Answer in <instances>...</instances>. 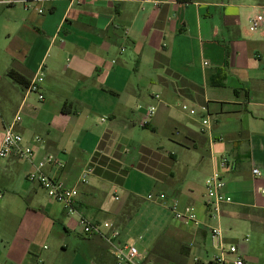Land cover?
I'll use <instances>...</instances> for the list:
<instances>
[{"label":"crops","instance_id":"0c3cea01","mask_svg":"<svg viewBox=\"0 0 264 264\" xmlns=\"http://www.w3.org/2000/svg\"><path fill=\"white\" fill-rule=\"evenodd\" d=\"M16 1L0 4V145L20 116L15 130L36 162L52 157L45 173L78 189L79 214L111 223L143 264L211 263L221 255L213 228L224 247L238 250L225 248V264H261L264 0ZM11 70L29 84L43 74L44 101L9 79ZM159 134L163 141L153 142ZM31 170L16 157L0 159V264H118L100 237H84L76 216L27 181ZM132 170L153 187L143 198L128 186ZM214 172L232 200L215 219L205 206ZM154 193L182 211L193 207L201 225L177 221L167 206L147 200ZM160 217L174 232L172 257L149 255L140 243L160 228Z\"/></svg>","mask_w":264,"mask_h":264},{"label":"built area","instance_id":"2783aa9c","mask_svg":"<svg viewBox=\"0 0 264 264\" xmlns=\"http://www.w3.org/2000/svg\"><path fill=\"white\" fill-rule=\"evenodd\" d=\"M18 1L16 0H0V4L14 5ZM83 0H71L72 5H81ZM41 13V12H40ZM262 22V17H258L252 21V30H256ZM207 65V63H205ZM44 83L43 74L35 77L27 87L28 94H35L38 96L39 101H44V96L41 93L42 84ZM157 98H159L157 96ZM182 110L189 113L190 116H196L198 111L196 109L183 105ZM156 111L155 108L150 109V115H153ZM202 113L203 127L210 125L209 113L207 107L200 109ZM21 121V117L17 116L14 123L8 126L4 131L2 143L0 145V159H9L16 157L19 160L29 163L32 167L31 172L27 176V181L37 184L53 201L59 203L67 215L78 218V226L81 228L84 237H100L110 248L118 264H143L140 259V253L138 249L128 243H124L120 240L121 233L115 229L111 223H93L79 214L76 209V202L79 197V191L76 188H67L58 180L51 178L45 173V169L55 163V160L50 157L46 161L36 162L35 149L30 145H25L23 138L15 130L16 125ZM36 142H40L36 138ZM227 161H223V167L226 166ZM92 174V170H85L82 173L80 182L81 184H87L88 177ZM255 176H260V171L257 169L253 171ZM225 184L221 178V175L217 172L212 173L205 182L206 202L205 206L210 212L211 218H218L221 214L222 208L225 204L232 202L230 197H227L224 193ZM264 196V189L260 191ZM150 202H157L161 205L167 206L173 213L175 219L182 222L185 226L199 227L201 225L196 210L193 207H187L184 211L179 209L177 202H170L169 198L164 193H154L147 197ZM211 237L214 248H219L221 255L216 257L211 263L204 264H225V256L227 254L225 247L223 246L222 239L223 233L218 228L211 230ZM247 242V239L244 240ZM238 252L237 248L232 246L228 250L230 255H234ZM235 264H244L239 259Z\"/></svg>","mask_w":264,"mask_h":264},{"label":"rangeland","instance_id":"374dc122","mask_svg":"<svg viewBox=\"0 0 264 264\" xmlns=\"http://www.w3.org/2000/svg\"><path fill=\"white\" fill-rule=\"evenodd\" d=\"M2 39V37H1ZM31 95H34V94H31ZM163 135L162 134H159V135H154V136H151V140L153 142H162L163 141ZM138 153V152H137ZM137 153H133L131 155H129V161L132 162V165H135L133 163L134 159H138V154ZM132 176L128 182V186L129 187H134L135 185H137V187L140 189V192H143L142 193V196L141 198H143L144 196H146L148 194L149 191H151L153 189V187L151 186L150 188H148V186H146L147 184H143L142 181H139L136 179V176L134 174V171L132 170ZM140 198V197H139ZM143 202V200L141 201ZM161 219H159V225H160V228H157L155 230H157L156 232H153V233H146V234H142V240H140V243L142 244V246H144L146 243H148L147 245V250L149 252V255L158 251V253H163V255L166 257L167 254L169 257H172L173 256V252L170 251V247H171V244L169 243V236L172 235V230L169 228V223H167V219H164V217H160ZM208 245V248L211 249L212 245L211 244H207ZM226 249H229V246H225ZM172 249V247H171ZM213 249V247H212ZM260 258V262L261 264H264V252H261V255H258ZM244 262L245 264H250L249 260L246 258H244Z\"/></svg>","mask_w":264,"mask_h":264},{"label":"trees","instance_id":"16d2710c","mask_svg":"<svg viewBox=\"0 0 264 264\" xmlns=\"http://www.w3.org/2000/svg\"><path fill=\"white\" fill-rule=\"evenodd\" d=\"M7 77L24 88L29 86V83L25 80V78L13 70L8 72Z\"/></svg>","mask_w":264,"mask_h":264}]
</instances>
